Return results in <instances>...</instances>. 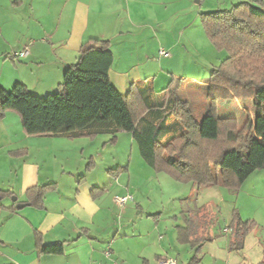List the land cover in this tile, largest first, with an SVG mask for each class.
<instances>
[{"label": "crops", "instance_id": "1", "mask_svg": "<svg viewBox=\"0 0 264 264\" xmlns=\"http://www.w3.org/2000/svg\"><path fill=\"white\" fill-rule=\"evenodd\" d=\"M204 3L0 0V86L9 91L21 83L35 95L52 93L62 82L64 70L75 64L81 46L98 39L110 43L113 64L109 79L120 94H126L132 83L148 79L156 92L158 82H169L163 69L171 71L168 67L176 53L185 46L194 49L196 37L199 42L202 39L199 15L208 13L202 10ZM23 51L26 55L20 56ZM189 80L207 87L208 81ZM17 120L10 112L0 120V194H12L0 197V264H161L169 260L188 264L194 249L178 243L176 233V227H184L183 220L122 222L128 209L107 203L109 191L98 188V180H87L90 174L84 173L85 161L93 156L85 151V144L75 145L87 138L53 141L29 137L21 126L16 130ZM252 176L264 183V169ZM81 177L84 181L79 183ZM48 184H54L55 189L44 195L42 208L16 209L17 204L26 205L28 189ZM93 188L104 192L93 199ZM138 208L135 205V210ZM116 214L118 224L114 222ZM239 215L242 221L253 219L256 223L242 248L229 250L228 225L222 231L199 228L197 236L206 234L211 242L202 245L197 264L264 261L263 222L255 216L247 218L242 211ZM37 236L45 245L65 243L63 254L39 255Z\"/></svg>", "mask_w": 264, "mask_h": 264}, {"label": "trees", "instance_id": "2", "mask_svg": "<svg viewBox=\"0 0 264 264\" xmlns=\"http://www.w3.org/2000/svg\"><path fill=\"white\" fill-rule=\"evenodd\" d=\"M199 22L209 43L227 54L211 73L206 87L209 106L200 122L186 101L168 87L156 93L151 80L136 81L120 94L109 79L110 43L98 39L81 46L55 92L40 97L21 83L9 91L0 86V120L8 112L15 114L29 137L93 140L97 135L129 133L151 170L197 189L220 186L236 191L250 175L264 169V2H239L226 10L201 13ZM231 99L253 104L252 119L240 128L236 119L216 116V102ZM85 170H90V164ZM121 171L118 167L108 175L117 178ZM83 181L81 177L78 182ZM54 189V184L28 189L26 206L42 208L44 195ZM103 192L93 188L91 197ZM190 214L183 216L184 227H176L177 241L194 249L188 264H197L202 245L211 242L206 234L198 237L197 230L207 231L209 223L201 219L203 215L192 218ZM255 226L233 211L229 250H240ZM37 243L39 255L64 252L63 242L45 245L37 236Z\"/></svg>", "mask_w": 264, "mask_h": 264}, {"label": "rangeland", "instance_id": "3", "mask_svg": "<svg viewBox=\"0 0 264 264\" xmlns=\"http://www.w3.org/2000/svg\"><path fill=\"white\" fill-rule=\"evenodd\" d=\"M261 1L264 2V0ZM202 2H205L202 5L203 11L214 12L229 9L238 4L240 0H202ZM201 35L200 42L196 37L194 49L185 46V50L182 49L176 53V58L170 63L171 68L168 67L171 71L163 69L169 82H158V91H156L160 93L164 86V89L168 87L172 90L179 98L187 102L197 122L205 116L209 101L206 88L190 84L189 79L193 78L194 82H197L196 80L209 81L212 71L220 66L221 61L227 56L224 51L216 50L209 43L203 30H201ZM148 80L152 81V79ZM47 94L50 92L37 96L43 97ZM215 107L216 116L236 119L237 128H240L248 119H252L254 113L250 100H219ZM18 121L19 119L16 122V130L19 132L20 121ZM42 138L53 141L67 140L61 137ZM75 145L84 147L85 151H89L90 156H93V158H90L89 154L84 156L89 157L85 161L86 166L90 164L88 172L84 166V173L90 174L87 177L90 182L96 180L100 182L98 188H105L109 191L107 203L112 201L117 206L118 204L114 201L115 196L131 197V200L129 199L124 205L128 211L125 216H122V222L131 220L141 223L158 220L165 224L172 223L174 220H183L184 214L191 213L192 218H196L198 214L203 215L201 219L209 223V229L212 232L213 229L222 231L227 225L229 226L233 211H237L238 214L242 211L247 218L255 216L264 224V183L254 181L257 179L256 176L249 177L245 184H242L236 191L220 186L197 189L191 183L176 182L167 174L148 168L140 158L137 146L132 142L129 133L120 132L113 136L110 134L97 135L93 140L83 139ZM118 167L124 171L116 174L117 178L108 175L109 170H116ZM135 205L140 208L135 210ZM124 206H121L122 210ZM117 215L114 222L118 224L120 217L117 218Z\"/></svg>", "mask_w": 264, "mask_h": 264}, {"label": "built area", "instance_id": "4", "mask_svg": "<svg viewBox=\"0 0 264 264\" xmlns=\"http://www.w3.org/2000/svg\"><path fill=\"white\" fill-rule=\"evenodd\" d=\"M159 54L160 55H165V53L163 51H159ZM26 55V52L23 51L22 53H20V56H24ZM131 200V197L130 196H124V197H115L114 201L119 205V206H123L125 205V203L128 201V200ZM161 264H174L173 261L169 260V261H163Z\"/></svg>", "mask_w": 264, "mask_h": 264}, {"label": "water", "instance_id": "5", "mask_svg": "<svg viewBox=\"0 0 264 264\" xmlns=\"http://www.w3.org/2000/svg\"><path fill=\"white\" fill-rule=\"evenodd\" d=\"M11 201L14 203V202H16V199L13 197V198H11ZM24 206H26V205H23V204H17V205H16V209H17V210H20V209H22Z\"/></svg>", "mask_w": 264, "mask_h": 264}]
</instances>
